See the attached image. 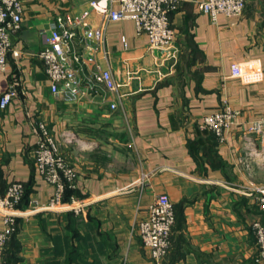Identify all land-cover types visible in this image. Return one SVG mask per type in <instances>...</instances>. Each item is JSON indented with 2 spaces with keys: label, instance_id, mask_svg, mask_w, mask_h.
Wrapping results in <instances>:
<instances>
[{
  "label": "crops",
  "instance_id": "1",
  "mask_svg": "<svg viewBox=\"0 0 264 264\" xmlns=\"http://www.w3.org/2000/svg\"><path fill=\"white\" fill-rule=\"evenodd\" d=\"M21 1L22 28L0 71V98L12 86L18 92L0 108V188L33 181L32 199L48 203L54 188L35 167L36 127L46 122L87 200L83 215L74 212L86 237L78 244L85 264H105L103 256L119 264L124 249L120 263L156 264L137 226L163 193L175 205L177 222L161 264H264L256 260L252 229L254 220L264 221L252 188L264 185V155L250 158L243 139L247 124L264 115V74L254 83L231 77L232 65L248 60H257L264 73V0H247L236 21L203 13L204 0H181L172 14L177 41L170 56L138 35L134 21H109L95 61L77 72L75 98L66 89L52 93L39 57L41 30L59 15L72 20L89 11L92 28L103 24L102 16L91 9L92 0ZM99 67L111 71L116 93L92 86ZM224 102L239 115L220 143L203 118ZM23 212L8 247L10 264H63L69 243H78L65 239L71 236L68 211Z\"/></svg>",
  "mask_w": 264,
  "mask_h": 264
},
{
  "label": "built area",
  "instance_id": "2",
  "mask_svg": "<svg viewBox=\"0 0 264 264\" xmlns=\"http://www.w3.org/2000/svg\"><path fill=\"white\" fill-rule=\"evenodd\" d=\"M181 0H92L90 7L103 18V24L97 28L90 27L85 11L72 20L65 15L55 18L49 29H42L44 47L39 52L44 71L50 81L53 94L59 95L65 89L69 97H77V72L86 64L95 61V53L106 42V24L109 21L132 20L135 22L137 34H146L152 48L163 51L169 56L174 54L177 41L176 30L172 24V14L180 7ZM247 6V0H204L199 7L203 13L216 18L222 14L232 21L238 20ZM24 20V7L21 0H0V71H6L9 54L13 50L12 37L18 33ZM18 55V52H15ZM100 68V67H99ZM231 77L243 82L254 83L263 77V69L257 60L234 63ZM92 86H101L108 93L118 91L117 83L110 70L100 68L93 77ZM92 87V88H93ZM15 86L9 88L0 98V108L7 109L17 97ZM112 109L118 103H111ZM239 111L228 102L220 109L203 118V125L212 131L220 143L226 139L236 123ZM38 135L35 167L42 178L54 188L48 203L31 200L30 211L57 209L74 211L79 214L87 205V200L73 196L64 201L66 187L77 188L79 173L64 157L60 143L51 132L46 122L36 127ZM73 141L76 137H69ZM243 139L247 155L250 158L264 155V115L249 122L244 129ZM260 141V146L257 144ZM256 199L264 212V185H253ZM25 193L24 182L13 180L5 193L0 194V214L4 227L0 230V264H5L6 246L17 228V218L25 215L19 208ZM176 223L175 205L169 195L160 194L150 204L148 215L138 223L137 232L142 244L148 249L151 258L160 264L167 256L172 245L173 228ZM253 233L257 240L259 253L257 262L264 263V221L258 218L252 223Z\"/></svg>",
  "mask_w": 264,
  "mask_h": 264
},
{
  "label": "trees",
  "instance_id": "3",
  "mask_svg": "<svg viewBox=\"0 0 264 264\" xmlns=\"http://www.w3.org/2000/svg\"><path fill=\"white\" fill-rule=\"evenodd\" d=\"M210 131V130H209ZM214 136H215V139L217 142L218 141V138L216 137V135L210 131ZM37 148V146H36ZM8 185L9 183L7 184H4L2 188H0V194H3L5 193V191L7 190L8 188ZM24 185H25V193H24V196H23V199L21 201V203L18 205L19 208L21 209H26V208H29L30 207V204H31V200H32V197H31V194L33 192V181H29V182H24ZM73 196H77V197H82V194L80 193L78 187L77 188H72V187H69L67 186L66 187V190H65V194H64V201L65 202H68L70 201V199L73 197ZM176 210V208H175ZM263 212V211H262ZM264 213V212H263ZM68 214V230L70 231V237L66 236L65 239L68 241H73V239L75 238H78V243H72L70 242L69 245L67 246L68 247V252H69V256L67 257V259L64 261L63 264H85L84 261H82V249H81V246H79L78 244L83 240L85 239L86 237L80 232V229L81 228V225H80V221L78 220L79 218L77 217V215H75L74 212H67ZM20 217L17 218V228L15 230V232L12 234L7 246H6V249H5V252H4V261H5V264H10V262L8 261V247L10 244L14 243L15 240L14 237L16 236V234L18 233L19 231V224H20ZM176 222H177V213H176ZM176 225V223H175ZM175 228V226H174ZM174 228H173V231H174ZM173 236V234H172ZM86 240V239H85ZM172 241V239H171ZM84 258V257H83ZM166 258V257H164ZM163 258V259H164Z\"/></svg>",
  "mask_w": 264,
  "mask_h": 264
},
{
  "label": "rangeland",
  "instance_id": "4",
  "mask_svg": "<svg viewBox=\"0 0 264 264\" xmlns=\"http://www.w3.org/2000/svg\"><path fill=\"white\" fill-rule=\"evenodd\" d=\"M47 211H50V210H54V209H46ZM68 212H74V211H68ZM82 214V213H81ZM83 215V214H82ZM81 215V216H82ZM78 217L80 216V215H77ZM137 228H138V226H137ZM119 250H121V249H119ZM125 254H126V250L124 249L123 250V252H122V254L120 253V254H118V257H119V264H123V263H120V262H122L123 261V259H125ZM168 255V254H167ZM151 257V256H150ZM167 257V256H166ZM152 259V258H151ZM165 259V258H164ZM164 259H162L161 260V262L164 260ZM153 260V259H152ZM109 261V258L108 257H105V256H103V263H105V264H107V262ZM154 261V260H153ZM155 262V261H154ZM161 262H160V264H161ZM156 263V262H155ZM129 264V263H128ZM157 264V263H156Z\"/></svg>",
  "mask_w": 264,
  "mask_h": 264
}]
</instances>
